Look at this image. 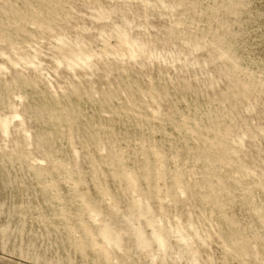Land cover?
<instances>
[{
  "label": "rangeland",
  "instance_id": "374dc122",
  "mask_svg": "<svg viewBox=\"0 0 264 264\" xmlns=\"http://www.w3.org/2000/svg\"><path fill=\"white\" fill-rule=\"evenodd\" d=\"M0 264H264V0H0Z\"/></svg>",
  "mask_w": 264,
  "mask_h": 264
}]
</instances>
